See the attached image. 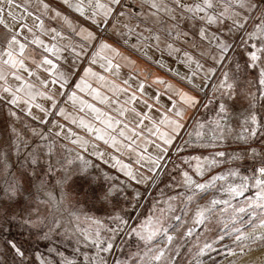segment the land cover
<instances>
[{
	"label": "snow or ice",
	"instance_id": "6c2138e0",
	"mask_svg": "<svg viewBox=\"0 0 264 264\" xmlns=\"http://www.w3.org/2000/svg\"><path fill=\"white\" fill-rule=\"evenodd\" d=\"M0 264H264V0H0Z\"/></svg>",
	"mask_w": 264,
	"mask_h": 264
},
{
	"label": "rangeland",
	"instance_id": "374dc122",
	"mask_svg": "<svg viewBox=\"0 0 264 264\" xmlns=\"http://www.w3.org/2000/svg\"><path fill=\"white\" fill-rule=\"evenodd\" d=\"M153 71H157L155 68H153L152 69ZM161 74H163V73H161ZM242 104H243V102H237L235 105H234V111H235V114H239L240 112H242V111H244V107L242 106ZM202 116H208L209 118L211 117V113H202L201 114ZM238 147V144L235 142V141H233V142H231V143H225V144H223L222 146H221V149L222 150H225V151H227V152H232L234 149H236ZM192 150L191 149H187L186 150V152H185V154H187L188 152H191ZM171 169H172V165L171 164H169L168 165V170H169V172H171ZM220 169H217L216 171H219ZM169 182V177H168V175H166V179H165V181H164V175H163V177H162V182H161V184H160V188H164V185L166 184V183H168ZM134 187H138L139 188V190L141 191V192H143V188L142 187H139V186H134ZM166 191H167V189H165ZM128 193H129V196H131L132 195V193H133V188H129L128 189ZM157 193L154 191L153 192V197H150L149 199H145L144 201H143V203H142V207L139 209V211L140 212H143V213H147V211H148V208H149V206H150V199L151 198H154V196L156 195ZM64 249H66L67 250V254H71L72 253V246L71 245H69V244H65L64 246H63V249L62 250H64Z\"/></svg>",
	"mask_w": 264,
	"mask_h": 264
},
{
	"label": "trees",
	"instance_id": "16d2710c",
	"mask_svg": "<svg viewBox=\"0 0 264 264\" xmlns=\"http://www.w3.org/2000/svg\"><path fill=\"white\" fill-rule=\"evenodd\" d=\"M163 177V176H162ZM165 179H166V175H164V181H165Z\"/></svg>",
	"mask_w": 264,
	"mask_h": 264
}]
</instances>
